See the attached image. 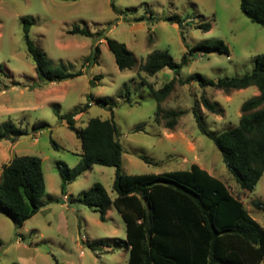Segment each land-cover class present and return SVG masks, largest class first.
I'll use <instances>...</instances> for the list:
<instances>
[{
	"label": "rangeland",
	"instance_id": "rangeland-1",
	"mask_svg": "<svg viewBox=\"0 0 264 264\" xmlns=\"http://www.w3.org/2000/svg\"><path fill=\"white\" fill-rule=\"evenodd\" d=\"M240 4L241 0H0V64L7 68L0 82V124L13 123L30 131L15 143L0 141V177L13 158L36 156L42 160L47 189L41 210L22 228L0 212V264H128L129 252L112 245L113 239L126 238L121 215L112 207L102 222L98 212L77 200L96 183L115 199L116 169L94 165L62 192L58 164L75 168L82 148L61 117L86 105L91 95L95 101L101 97L113 102L124 150L123 173L160 174L187 170L196 163L242 198L250 215L264 227V210L253 204L264 202V174L254 191L241 192L221 152L200 132L193 114L198 103L208 128L221 133L239 125L243 104L258 96V89L225 93L202 87L199 81L183 85L177 80L163 103L166 110L180 113L177 126L169 129L165 121L155 120L157 101L147 85L158 90L176 77L200 75L217 82L252 72L256 57L264 54V28L251 22ZM24 18L32 20L30 37L49 61L83 74L61 83L40 79L26 46ZM170 18L181 19L183 25ZM202 24H210V30L199 28ZM75 26L88 28L93 36L70 34ZM106 38L124 43L137 67L121 71ZM206 40H223L230 54L191 53L179 76L168 68L154 76L139 71L141 62L156 51H167L180 63L191 48ZM95 44L100 48L98 59L87 64ZM203 96L218 103L221 114L204 108ZM95 101L76 117L78 129L93 118L111 119L109 106ZM40 121L48 126L34 133V124ZM96 242L109 250L92 251L89 244Z\"/></svg>",
	"mask_w": 264,
	"mask_h": 264
},
{
	"label": "trees",
	"instance_id": "trees-1",
	"mask_svg": "<svg viewBox=\"0 0 264 264\" xmlns=\"http://www.w3.org/2000/svg\"><path fill=\"white\" fill-rule=\"evenodd\" d=\"M114 7V6H113ZM242 13L251 22L264 28V0H241ZM115 9V7H114ZM183 25L179 18L168 19ZM138 21H142L141 18ZM24 37L36 72L46 83H61L83 74L71 73L64 63L55 65L48 60L42 49L31 39L32 20L23 19ZM210 30V24L198 26ZM70 34L92 37L88 28L75 26ZM101 35V33H100ZM116 64L121 71L137 67L138 62L124 43L106 38ZM100 48L95 44L93 53L87 58L98 59ZM199 52L230 54V48L223 40H206L198 43L185 54L180 63L167 51L150 54L139 65V71L154 76L164 69H170L177 76L191 61L190 54ZM252 72L242 76L223 78L217 82L200 75L186 80L177 77L161 89L147 83L151 94L157 101L155 120L165 121L169 129H174L180 113L166 110L163 103L172 94L177 80L183 85L199 81L202 87L230 93L249 87H256L259 95L246 101L242 108L239 125L221 133L211 131L200 112L199 104L193 114L200 132L212 140L219 151L228 171L234 177L241 191H254L264 174V54L255 59ZM6 67L0 64V82ZM16 84V83H15ZM91 84L95 85L94 80ZM75 113L61 119L66 120L68 128L81 141V160L73 168L58 164L62 180V192L67 186L89 171L94 165L114 167V191L112 199L101 183L94 184L77 199L79 203L91 208L107 220V212L114 207L121 215L126 238L113 239L114 247H124L129 252L128 264H261L264 260V227L246 209L239 196L234 195L219 178L194 163L190 169L170 171L160 174L129 175L122 171L123 146L118 140L119 127L115 121L113 102L109 98L94 99ZM91 101L101 107L111 109V119H91L87 125L78 129L76 117L91 107ZM209 112L221 114L222 109L206 96L200 101ZM44 121L34 124L33 132L45 129ZM30 135L28 128L13 123L0 124V141L17 142ZM54 146H59L53 142ZM46 178L42 160L36 156L23 155L13 158L2 168L0 177V212L9 216L17 228L35 216L42 207L41 200L46 194ZM256 208L264 210V202L253 201ZM105 243H91L94 252L107 250ZM59 264V263H57Z\"/></svg>",
	"mask_w": 264,
	"mask_h": 264
},
{
	"label": "crops",
	"instance_id": "crops-1",
	"mask_svg": "<svg viewBox=\"0 0 264 264\" xmlns=\"http://www.w3.org/2000/svg\"><path fill=\"white\" fill-rule=\"evenodd\" d=\"M228 188H229V187H228ZM229 190H230V188H229ZM241 192H242V191H241ZM243 192L246 193V192H249V191H243ZM240 199L242 200V198H240ZM243 203H244V202H243ZM110 209H111V208H110ZM110 209H109V210H110ZM109 210H108V211H109ZM107 214H108V212H107ZM107 250H109V249H107ZM263 261H264V260H263Z\"/></svg>",
	"mask_w": 264,
	"mask_h": 264
}]
</instances>
